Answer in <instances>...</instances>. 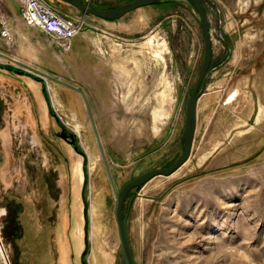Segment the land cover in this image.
I'll use <instances>...</instances> for the list:
<instances>
[{
	"label": "rangeland",
	"instance_id": "1",
	"mask_svg": "<svg viewBox=\"0 0 264 264\" xmlns=\"http://www.w3.org/2000/svg\"><path fill=\"white\" fill-rule=\"evenodd\" d=\"M44 1L63 14L81 16L59 0ZM130 1L86 4L110 9ZM203 4L213 66L228 54L222 38L232 55L229 64L213 70L199 98L187 163L125 199L124 211L131 205L128 235L135 264H264V0ZM23 6L24 0H0V31L5 24L13 34L10 42L0 34V67L26 71L25 66L47 65L41 73L85 92L118 190L147 171L173 164L204 56L191 7L175 1L134 11L160 19L137 37L99 28L95 17L84 16L83 34L58 43L23 23ZM50 69L62 75L52 76ZM0 74L3 187L15 184L19 194L28 181L35 187L30 211L27 195L21 200L26 235L16 246L10 235H1L0 204V264L64 263L57 253L65 237L46 231L35 241L31 228L37 225L62 235L68 229L76 264H121L115 198L81 95L38 77L44 100L41 84L33 87L30 78ZM236 89L237 98L229 103L225 96ZM63 130L75 136L77 150L60 137Z\"/></svg>",
	"mask_w": 264,
	"mask_h": 264
},
{
	"label": "water",
	"instance_id": "2",
	"mask_svg": "<svg viewBox=\"0 0 264 264\" xmlns=\"http://www.w3.org/2000/svg\"><path fill=\"white\" fill-rule=\"evenodd\" d=\"M62 3L68 4L75 9H77L83 16H92L95 18L103 19L106 21H115L123 18L127 14L146 6L163 4L169 1H182L188 4L194 14L197 16L200 28L202 31V36L204 40V56L201 66V70L198 76V80L190 94V97L187 101L186 112H185V124L182 133L180 152L176 161L168 167L156 168L150 171H147L140 175L139 177L128 182L120 190L117 189L115 184L109 162L107 160L103 143L101 141L98 128L95 122L93 112L91 110L89 100L85 92L77 87H74L70 84L57 80L51 76L43 74L37 70L31 69L29 67H24L28 69L24 71L27 75H31L34 79L39 80L43 83L41 78L47 77L48 79L55 81L66 88L74 90L79 93L85 104L87 114L92 126V130L105 166L107 177L114 194L115 205H114V217L117 224L118 237L120 242V262L121 264H135L128 235V216L131 205L129 204L124 211V203L127 195L134 189L141 187L151 181L156 177H169L176 173L181 167H183L190 158L192 144L194 140V135L196 131V116H197V104L200 96L203 94V88L205 85V80L208 74V69L211 63L212 58V45L210 38V24L207 17V13L203 4V0H133L119 6L110 8V9H98L91 8L88 4L83 3L81 0H59ZM30 69V70H29ZM41 77V78H38ZM63 138V136H62ZM66 140V138H63ZM74 137H71L72 142H74Z\"/></svg>",
	"mask_w": 264,
	"mask_h": 264
},
{
	"label": "crops",
	"instance_id": "3",
	"mask_svg": "<svg viewBox=\"0 0 264 264\" xmlns=\"http://www.w3.org/2000/svg\"><path fill=\"white\" fill-rule=\"evenodd\" d=\"M87 1L88 0H82L83 3H87ZM159 7H162L161 4L142 7V8H139L137 10H143V9H146V8H159ZM137 10H135V11H137ZM132 13H134V11L129 13V14H127L123 18H121L119 20H115V21H106V20H103V19L96 18L97 19L96 20L97 21V26L99 28L100 27H105V28H108V29H111V30H115L116 32H118L120 34H123L125 36H128V37H137L139 35L141 36L142 34H145L150 29V26H151V29H153L155 26H157L160 23L159 22L160 19H159V17H157V15H152V14L147 15V12L142 13L140 15L139 14H132ZM19 16L21 18V11L19 13ZM73 17H79V16H73ZM80 17H82V15ZM80 36H81V34L79 36L75 37L73 40L79 38ZM53 57H55V56L54 55H49V58L54 59ZM53 61L55 62L56 59H54ZM99 64L100 63L96 59L95 65L99 66ZM29 68L37 70L39 72H44V73L47 72L46 71L47 70V65H45V66H35V68H33V67H29ZM53 68L59 69L61 71V68H60L59 64L55 63ZM4 72L12 74L14 77L30 78L31 81L29 83L31 85H33V87H34V85L36 86V84L37 85L41 84V89H42L41 92H42V95L44 96V100H46L42 82H39L38 80L34 79L31 75H27L26 73H24L23 70L22 71H17V70L12 69V68L0 67V73H4ZM50 72L52 73V76L62 75L61 73H53V69L52 70L50 69ZM0 76L2 77L3 75L0 74ZM1 82H2V79H0V83ZM215 91H213L212 93H214ZM216 92H219V91H216ZM237 95H238V91L236 89L235 91L234 90L230 91L228 94H226L225 97H226V99L228 98L227 101L230 103V102L235 101V99L237 98ZM228 102H226V104ZM45 103H46V101H45ZM26 107H27V109H29L31 107L29 100L26 103ZM57 225L59 226L60 223L59 224L56 223L55 227H57ZM41 228L42 227L40 225H37V227L34 226L33 228H31V230L34 232L33 235H34L35 241L37 239H39L42 236V234H44L46 231L53 232L52 233L53 235H51V236H56L58 234L57 232L60 231L59 238H63L62 236H64L66 244L64 245L63 248H61V250L58 251L57 254H59V256L57 255V259H59V257H60L61 261L64 262L65 264H76L74 262V256H77V252H74L72 250V246L69 243V237L70 236L68 235V229H65V230L63 229V235H62V233H61L62 230H58V229H55V230H53V229L42 230ZM33 251L35 252L36 261L39 263L40 259L38 257V253H37L36 250H33ZM70 256L72 257V259H71Z\"/></svg>",
	"mask_w": 264,
	"mask_h": 264
},
{
	"label": "built area",
	"instance_id": "4",
	"mask_svg": "<svg viewBox=\"0 0 264 264\" xmlns=\"http://www.w3.org/2000/svg\"><path fill=\"white\" fill-rule=\"evenodd\" d=\"M21 19L26 26L38 29L58 43L71 42L83 33L86 25L84 16L72 17L63 14L44 0H24ZM0 34L7 42L13 40L8 25L2 26Z\"/></svg>",
	"mask_w": 264,
	"mask_h": 264
},
{
	"label": "flooded vegetation",
	"instance_id": "5",
	"mask_svg": "<svg viewBox=\"0 0 264 264\" xmlns=\"http://www.w3.org/2000/svg\"><path fill=\"white\" fill-rule=\"evenodd\" d=\"M222 39H223L222 41H223V44H224L223 48H224L225 51L228 52V54H227L226 58L222 62H220L216 66H213V64H214V56H213V48H212L211 63H210L209 69H208V74H207V77H206V80H205V85H204L203 91L208 86L209 77H210L211 74H213L212 73L213 70H218V68L221 66L222 63L229 64V60L228 59L231 58L232 48L229 45V43L226 42L225 38H222ZM211 45H212V43H211ZM234 76L235 77L237 76V74H235V71H234L233 75L230 77L229 83L233 80ZM227 86L228 85H226V87ZM60 136H68V135H65V134L63 135V133H60ZM66 140H67V138H66ZM3 162H4V156H3V152H1L0 153V165ZM24 165H25L24 166L25 167V171H26V168H27V172H29V169H30L29 162H27V166H26V164H24ZM27 175H28V173H27ZM3 179H4L3 177L2 178L0 177V199H1L0 200V204H1V208L4 210V212L2 214L4 216V222L2 223V227H1V231H2L1 235L2 234L10 235L11 239H12V243L15 244L16 242L18 243V242L23 241L25 239V235H26L25 229L23 228V226H24L23 224H24V220H25L24 219V214H25L24 204L25 203H24V201L21 202V200H22L23 197H25L27 195L26 196L28 198L27 204H28V206L32 205L31 204V202H32L31 198L32 197L34 198L35 187H34V182L33 181H28L27 184L24 186V192H25L24 194H19V193H15L14 192L15 191L14 190L15 184L14 185L12 184V186H9L8 190L5 191V188L3 187V184H4V180ZM30 209H31V206L29 207V211H30ZM29 229H27L26 231H28ZM18 231H20V233H17ZM24 232H25V234H24ZM15 246H16V244H15ZM17 246H19V245L17 244Z\"/></svg>",
	"mask_w": 264,
	"mask_h": 264
},
{
	"label": "trees",
	"instance_id": "6",
	"mask_svg": "<svg viewBox=\"0 0 264 264\" xmlns=\"http://www.w3.org/2000/svg\"><path fill=\"white\" fill-rule=\"evenodd\" d=\"M171 2H175V1H169V2H166V3H171ZM62 133H63V135L65 134V135H68V136H63V138H67V140L66 141H69L70 142V144L74 147V149H76L77 150V146H76V138H75V136H73V135H69L65 130H63L62 131ZM60 137H62V136H60ZM71 137H74L75 139H74V142H72V140H71ZM69 138V139H68ZM81 153V152H80Z\"/></svg>",
	"mask_w": 264,
	"mask_h": 264
},
{
	"label": "bare ground",
	"instance_id": "7",
	"mask_svg": "<svg viewBox=\"0 0 264 264\" xmlns=\"http://www.w3.org/2000/svg\"><path fill=\"white\" fill-rule=\"evenodd\" d=\"M153 39L150 40V42L152 43ZM160 56V55H159ZM162 58V57H161Z\"/></svg>",
	"mask_w": 264,
	"mask_h": 264
}]
</instances>
